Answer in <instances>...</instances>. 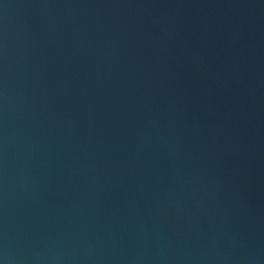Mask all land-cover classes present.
Returning <instances> with one entry per match:
<instances>
[{
	"label": "water",
	"instance_id": "obj_1",
	"mask_svg": "<svg viewBox=\"0 0 264 264\" xmlns=\"http://www.w3.org/2000/svg\"><path fill=\"white\" fill-rule=\"evenodd\" d=\"M0 264H264V0H0Z\"/></svg>",
	"mask_w": 264,
	"mask_h": 264
}]
</instances>
